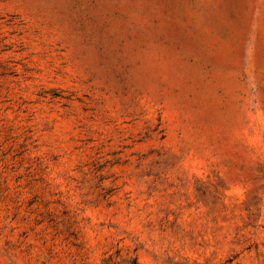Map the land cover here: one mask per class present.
<instances>
[{"label": "rangeland", "instance_id": "obj_1", "mask_svg": "<svg viewBox=\"0 0 264 264\" xmlns=\"http://www.w3.org/2000/svg\"><path fill=\"white\" fill-rule=\"evenodd\" d=\"M0 264H264V0H0Z\"/></svg>", "mask_w": 264, "mask_h": 264}]
</instances>
